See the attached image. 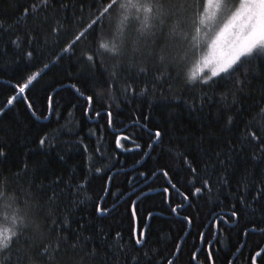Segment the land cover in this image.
Masks as SVG:
<instances>
[{
  "label": "snow or ice",
  "instance_id": "6c2138e0",
  "mask_svg": "<svg viewBox=\"0 0 264 264\" xmlns=\"http://www.w3.org/2000/svg\"><path fill=\"white\" fill-rule=\"evenodd\" d=\"M70 4L72 0H26L11 23L0 19V85L10 89L0 102V117L22 103L33 121H50L55 116L58 122L59 102L50 92L44 103L37 105L34 88L43 76L59 68L67 82L53 92L57 96L59 91L69 94L68 115L79 107L89 120L105 117L107 128L114 129L115 148L105 147L103 134L94 130H89L90 137H97L91 151L78 129L59 126L42 131L30 141L35 147L29 151L47 156L56 150L58 159L64 160L63 148L75 146L84 158L78 175H56L45 182L27 159L13 161L10 143L0 140V264H176L193 223L186 210L198 207L194 200H219L225 191L229 206L226 212L212 213V239L198 233L206 251L200 264H217L213 241L224 232L223 226H240L244 239L238 241L227 261L236 264L242 259L247 237L264 236V207L258 208L264 204V98L251 106L243 103L251 97L254 81L264 85V0H97L86 19L81 4V23L76 31L45 56L49 37L59 43L65 31L63 14ZM130 33L135 37L130 39ZM78 44L85 45L79 55ZM201 44L206 51L201 50ZM64 60L67 68L61 65ZM189 60L193 68L185 71ZM82 65L89 70L93 94H87V85L80 79L85 71ZM98 65L103 79L97 77ZM73 66L79 69L75 78L70 71ZM173 70L175 79L183 80L181 93L173 92ZM141 79L143 86L137 90L136 81ZM224 82L228 87L221 93L222 106L211 117L230 134L221 148L205 150L197 157L179 144H170L161 157L157 149L164 148L167 130L153 127L149 115L135 111L124 122L123 130L115 129L111 102L118 99L114 95L118 90L128 103L144 101L152 108L157 106L152 100L155 97L159 106L183 104L191 112H202L206 105L216 103V89ZM184 91L193 94L184 98ZM105 100L109 103L104 110H97V101ZM65 135L69 139L61 145ZM141 140L144 143L138 142ZM203 141L201 137L200 143ZM115 150L137 154L133 166L136 180L123 168H116L119 153ZM173 154L185 173L183 184L175 180L171 162L160 163L161 158L167 161ZM237 160L246 166L233 185L230 177ZM149 161L151 165L145 167ZM9 163L15 164V170L3 168ZM136 165L144 170L136 171ZM121 172L129 187L113 191ZM96 177L104 183L93 196L91 181ZM160 178L165 186L154 188L150 181ZM152 192L161 197L165 207L142 213L138 206ZM122 204L128 213L127 233L103 223L118 215ZM88 206L91 212L77 219L76 213ZM165 212L183 225V235L171 242L167 255L168 239L153 240L151 235V220ZM194 249L190 256L193 262L199 260L201 251ZM258 258L264 264V247L250 253L246 264H258Z\"/></svg>",
  "mask_w": 264,
  "mask_h": 264
},
{
  "label": "trees",
  "instance_id": "16d2710c",
  "mask_svg": "<svg viewBox=\"0 0 264 264\" xmlns=\"http://www.w3.org/2000/svg\"><path fill=\"white\" fill-rule=\"evenodd\" d=\"M26 0H0V19L7 20L9 23L18 15L19 6L24 5ZM97 3V0H72V4L69 6V10L63 14L65 16V31L61 32L59 37V43L56 42L55 37H49V45L45 49V56L53 52L54 50L61 47L66 40H68L71 35L76 31L77 27L81 23L80 16V5L83 4L84 11L83 17L86 19L89 12L93 10L90 6H93ZM75 5L73 8L72 5ZM31 22V21H30ZM135 37V33H130V39ZM7 37H5L6 39ZM85 45H77V55L79 51ZM91 46V45H88ZM206 47L201 44V50L203 51ZM11 59V54L9 56ZM111 61H109V64ZM63 68L68 67L67 60L61 61ZM85 69L84 73L80 77L82 82L86 83V92L87 94H93L94 85L93 82H89L88 72L86 65H82ZM193 68V62L189 60L187 62V67L185 71H188ZM72 76L75 78L76 73L79 71L75 66L70 69ZM98 79H103L99 75L100 69L99 65L96 69ZM173 92L181 93V90L184 88L182 79H175L176 70H173ZM4 79H8V76H4ZM67 77L64 75L63 71L59 68L53 69L48 72L47 75L43 76L39 80V83L35 85L34 92L39 97L37 99V105L44 103V97L48 93L54 95V99L59 102L60 108L58 111L61 113L59 121L53 116L50 121L35 122L29 116V114L24 110V105L22 103H17L15 109L8 113L4 117H0V140H7L11 145V157L12 160L23 161L27 159V162L32 168L38 169V174L45 178V182L50 179H54L56 175H61L67 178L69 175L76 173L77 175L82 170L83 155L81 150L72 147H64L63 154L65 156L64 160H60L57 157L56 150L51 151L47 156L38 155L35 151H29V149H34V144L30 141H33L42 131H51L54 128L59 126H64L65 130L67 128L78 129L82 137H84V143L89 145V150L91 151L95 147L97 137H90L89 130H94L98 133L103 134L105 140V147L111 146L115 148L112 141L114 139L113 132L114 129H108L105 122V117L101 116L98 120L92 119L89 120L86 117H83L81 109L77 107L72 111V115H68L66 111L67 104L66 100L68 98V93L64 91H59L57 96L53 92V88H56L57 85L61 83H66ZM137 90L139 87L143 86V79L136 81ZM165 87L167 85L165 84ZM228 87L227 82H224L222 86L216 89V94L214 100L216 103L211 105H206L202 112H191L187 109L186 106L181 104L180 107H165L159 106L160 102L152 98L153 103L157 106L152 108L148 107V104L144 101H133L128 103L127 100L120 94L118 90L114 95L118 98L117 100L112 101L113 112H114V122L115 129L123 130L124 122L128 121L132 116L133 112L139 114H147L150 116L152 126H160L167 130V135L165 137V145L163 149H157L161 153V157L167 154V147L171 145L179 144V147L184 150H188L191 155L199 157L200 154L207 150L211 151L212 149H218L223 146V142L226 137H229L224 129L220 127L219 122L212 119V115L215 114L216 108L221 107V93H224ZM254 91L251 94V97L243 101L248 106L253 105L255 102L260 101L264 98V85H261L259 81L253 82ZM10 94V89L6 86L0 85V102H3L7 95ZM193 93L191 91H184L182 96L187 98ZM158 95V93H157ZM83 103V102H81ZM109 101H97L95 108L97 110L103 111L105 106ZM232 138H235V134H231ZM185 137H189L185 141ZM204 137L203 143H200V138ZM69 139L68 136H63L61 140V145L63 140ZM144 143L143 140L138 141ZM126 147H130L126 143ZM119 153L115 157L116 168H123L126 170L127 175L133 177V180H136V177L133 173V166L135 164V159L138 158L135 152L127 153L120 152V150H115ZM155 155V153H154ZM206 159V157H205ZM171 162V167L175 180L178 183L183 184L184 171L181 167L180 161L176 160L173 156H169L168 160L161 158L160 163ZM152 161H149V167ZM245 162L243 160H237V167L231 173V182L235 185L237 179L239 178L241 172L245 168ZM136 171H143L144 168H141L139 165H136ZM6 170L7 168H12L15 170V164L9 163L3 166ZM115 171V170H114ZM255 173L259 175V167L256 168ZM104 183V180L100 177H96L91 181V195H96L100 192V189ZM153 184L154 188H162L165 186L163 178L156 180L155 182L150 181ZM118 186V187H117ZM128 183L126 176L123 172L116 176L113 191L117 190H127ZM140 187H143V184H140ZM139 189H137L138 191ZM135 197H133L134 199ZM161 197L156 193L152 192L149 194V198L142 200L139 204V210L143 213L146 210H152L154 212H159L165 205L160 203ZM230 202V197L227 192H222L219 200L213 198L211 201L205 199H200L199 201L194 200L193 203L198 205V207H193L187 209L186 212L190 213L193 217V223L190 226V234L185 238L182 252L180 257L177 259L176 264H200V261H203L206 257L205 245L200 244L198 233H205L206 240L212 239V233L215 231V228L212 227L213 216L212 213L221 214V210L224 212L227 211ZM109 203H111V197H109ZM259 207H264V204L259 205ZM91 212V207L81 209L76 213V218L79 219L81 216H87ZM105 226H112L114 228H122L125 233H127L129 222H128V213L126 211V205L122 204L120 207V212L114 218L106 219L103 221ZM245 223V219L241 220V225ZM182 223L176 218L172 217L170 214L165 212L163 215H156L151 220V235L153 240H163L168 239L169 243L167 249L165 250V255L168 254V251L171 249V242L175 241L179 235H183L180 232ZM225 228L222 234H219L216 240L213 241L214 244V253L217 264H227L228 259L232 258V253L235 251V246L238 241L244 239L241 234L240 226H235L232 228ZM194 246L201 248L199 252V260L191 261L190 256L191 252L194 251ZM163 247V246H162ZM260 247H264V236L257 234H252L247 237V244L244 246L243 252L240 254L242 259H237L236 264H246L247 258L250 253L254 254V250L258 251ZM258 264H261L260 259L258 258Z\"/></svg>",
  "mask_w": 264,
  "mask_h": 264
},
{
  "label": "rangeland",
  "instance_id": "374dc122",
  "mask_svg": "<svg viewBox=\"0 0 264 264\" xmlns=\"http://www.w3.org/2000/svg\"><path fill=\"white\" fill-rule=\"evenodd\" d=\"M234 2L238 3L239 0H234ZM207 49H204L203 51H206ZM205 72H207V69L204 70Z\"/></svg>",
  "mask_w": 264,
  "mask_h": 264
}]
</instances>
